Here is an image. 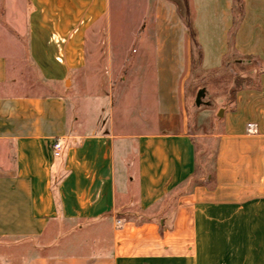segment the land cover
<instances>
[{"label": "crops", "instance_id": "crops-1", "mask_svg": "<svg viewBox=\"0 0 264 264\" xmlns=\"http://www.w3.org/2000/svg\"><path fill=\"white\" fill-rule=\"evenodd\" d=\"M12 244L0 264H264V0H0Z\"/></svg>", "mask_w": 264, "mask_h": 264}, {"label": "rangeland", "instance_id": "rangeland-1", "mask_svg": "<svg viewBox=\"0 0 264 264\" xmlns=\"http://www.w3.org/2000/svg\"><path fill=\"white\" fill-rule=\"evenodd\" d=\"M27 69V68H26ZM28 70V69H27ZM232 79V74H222L221 75V79H219V82L213 86H215V88H212V84L211 83H207L204 79L203 81L202 80H199L200 82V86L202 85H208L210 86L211 88H203V87H200L199 89V92H198V96L196 97L197 101L196 102H205L207 100V96L208 94H210L211 92H215V93H226L227 91V86L229 85V80ZM43 91V90H42ZM196 92V89L193 90V96H192V99L195 98L194 94ZM195 99V100H196ZM197 103V104H198ZM192 107L195 109V105H194V101L192 100ZM205 105H200L198 106L197 109H200L202 110L204 108ZM212 108L215 107V109L213 110H203L201 112H199V116H197V123L200 124V126L197 128V130H195V132L199 133V137H198V144H199V147L200 149L204 150V162L207 163L208 161H210V154L212 152V148H213V143H214V134H216L219 129H220V124H219V120L221 118V114H222V110L221 109H217L218 106H214V105H211ZM218 110V111H217ZM194 117V116H193ZM195 120V121H196ZM194 121V122H195ZM193 122V123H194ZM207 131H208V134H210L208 137L207 135ZM18 250H15L14 249V245H8L6 247H1L0 246V252L4 255H7V256H11L13 258V256H15V253L17 252ZM25 251H28V250H23V252L25 253Z\"/></svg>", "mask_w": 264, "mask_h": 264}, {"label": "built area", "instance_id": "built-area-1", "mask_svg": "<svg viewBox=\"0 0 264 264\" xmlns=\"http://www.w3.org/2000/svg\"><path fill=\"white\" fill-rule=\"evenodd\" d=\"M248 125H250V124H248ZM52 150H53V154L55 156L60 155L61 150H62V144H61L60 140H57L56 139V140L53 141V143H52Z\"/></svg>", "mask_w": 264, "mask_h": 264}]
</instances>
